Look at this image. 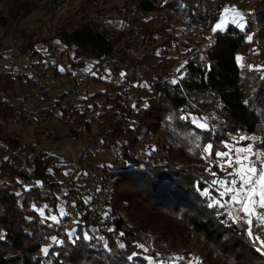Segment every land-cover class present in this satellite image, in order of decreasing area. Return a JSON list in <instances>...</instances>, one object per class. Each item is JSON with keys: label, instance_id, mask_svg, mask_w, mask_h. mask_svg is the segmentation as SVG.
<instances>
[{"label": "trees", "instance_id": "obj_1", "mask_svg": "<svg viewBox=\"0 0 264 264\" xmlns=\"http://www.w3.org/2000/svg\"><path fill=\"white\" fill-rule=\"evenodd\" d=\"M231 1L240 0H126L121 6L123 26L115 33L106 29L102 19L65 22L57 27L56 36L65 45L66 61L46 58L34 47V40L18 46L29 59H45L55 75L70 74L73 68L93 61L94 79L105 87L85 97L81 94L73 105L80 131L65 125L68 136L89 140L98 135L103 148L113 149L123 134L119 124L127 87L137 84L152 90L137 103L138 126L127 130L122 149L111 159L117 177L108 213L114 219L106 225L85 220L84 206L91 193L79 180L111 163L106 160L99 167L91 163L75 178L59 180L56 173L61 174L62 167L54 162L57 154L39 149V138L24 142L6 130V122L23 120L25 104L7 100L17 95L12 91L15 78L8 74L4 79L0 73V174L4 176L0 181V264H151L143 247L151 243L156 253L165 256L186 245V228V234L203 242L196 250L202 264H264V255L256 250L259 245L247 235V225L234 223L222 207L210 206L217 192L209 188L211 195H204L206 182L214 178L206 169L220 177L224 172L204 161L200 147L211 143V157H215L216 151L224 149L228 132L236 130L264 140V0H252L245 29L229 25L210 35L200 52L194 47L184 50L182 75L169 74L165 66L175 43L173 34L166 32L172 21L211 31ZM39 7L25 0L16 9L22 18ZM253 23L257 30L252 48L257 47L261 65L247 67L237 60L236 52L251 47L247 32ZM143 44H149L145 52H137ZM110 83L113 90L107 87ZM65 91L54 97L55 106L43 102L45 106L42 103L35 110L38 123H44L56 108L61 119ZM207 112L214 115L206 128L193 123L190 115ZM42 132L47 140L62 137L46 126ZM58 187L64 194L63 216ZM52 215L57 221L49 219ZM70 224L74 225L71 236ZM253 232L264 239V228L254 227ZM52 237L63 243H54Z\"/></svg>", "mask_w": 264, "mask_h": 264}, {"label": "rangeland", "instance_id": "obj_2", "mask_svg": "<svg viewBox=\"0 0 264 264\" xmlns=\"http://www.w3.org/2000/svg\"><path fill=\"white\" fill-rule=\"evenodd\" d=\"M23 1L25 0H0V16L3 18V21H0V44L2 45V48H0V73H4V77L2 76L4 79L8 77V74L13 75L15 78L12 91L14 90L17 95L9 96L7 100L14 104H20V102H24L25 104L23 120L19 122H6L5 128L13 134H16L17 137L24 139V142L39 138V149L46 150L47 152H51L52 150V152H56L55 154L59 152L58 159L54 161L62 167V173H56L58 179L75 178L83 170L79 158L85 141L75 136L67 135L68 128L61 121L57 108L54 110L53 115L44 123H38L35 110L41 106L43 102L47 104V99L51 98L53 100L62 90L67 89L74 83L80 86L81 93L84 97L91 94L96 89L104 88L105 84L94 79L96 72L92 69V60L87 61L86 65L83 67L73 68L70 74L55 75L48 66V71L38 74L40 70L38 63L43 61L47 65L45 59L38 58L37 56L29 59L27 54H21L18 50V46L22 45L24 41L34 40V47L41 51L46 58L48 57L51 60L61 58L63 61H66L64 51L65 45L60 42L56 36L57 27L65 22L75 21L83 17H91L102 19L106 29L109 32L115 33L123 26L122 15L124 9L121 6L126 0H33L40 7L31 10L22 18H19L21 12L16 8L17 5ZM42 5L46 6L41 7ZM252 5L253 2L251 6H249L251 10L253 8ZM166 32L173 34L175 37V43H173V47L170 51V57L165 61L167 72L173 75H182L184 63L186 61L183 56L184 50L194 47L200 52L206 40L211 37V31L206 32L200 28L189 26L181 20H174ZM255 32L256 30L248 31V33H250V35L248 34V38H252ZM250 44L251 47L246 49L247 56L243 58L242 62L247 67H252L256 63H259L260 66V56L257 55V47L255 46L254 49L252 48V46H254L252 39L250 40ZM148 45L143 44L141 47H137L136 51L143 53ZM58 66L62 68L63 65L59 63ZM177 69H179V71H177ZM18 74L22 76L18 77ZM35 85L37 86V90L33 91L32 86ZM133 86H136V84ZM133 86L132 88H134ZM107 87L111 90L115 88L111 83L108 84ZM150 92L151 91L147 93L142 92V97L146 94H150ZM33 115L36 120L35 124L30 123L29 120L26 119V116L29 117ZM213 115L212 112H207L203 113L201 116H190L191 119L197 121V123H206L208 126V124H210V118ZM45 126L50 129L52 133H59L62 137L56 141L47 140L42 132V128H45ZM228 136L229 138L223 141L224 149L221 151L228 150L225 147V142L228 144H235L236 141L240 140L241 136L252 137V134L250 132L236 130L228 132ZM145 140L149 141V136H147ZM250 142L251 141L248 140L240 141V143L235 146H244ZM87 144L88 146L90 145L89 147L91 149L87 156L93 166L99 167V163L102 164L101 162H103H99L100 160H107L108 163H112L111 151L110 149L103 148L104 146L101 145V138L98 135L89 137ZM207 144L200 145L204 161L207 162V164H216L218 162L216 156L205 158L206 154L203 152V149ZM143 149L146 150V147ZM97 158H100V160L98 161ZM229 171H231V169H229ZM2 179H4V176L0 174V181H2ZM56 192L60 199V201H58V207L63 209V204L61 206V203L64 202L63 191L58 187L56 188ZM215 198H220L218 193ZM224 199L226 200L227 197ZM71 207L73 208L75 205L72 203ZM223 209L228 213V208L225 207ZM260 211L264 213V209H260ZM69 213L73 218L75 217L72 210H70ZM239 215L243 216L242 213H239ZM67 230L69 233H72L74 225L70 224ZM187 230L189 229L186 228L184 234V242L186 245L171 249L169 254L165 256H160L158 252L156 253L151 243L146 247L144 246V254L150 263L158 264L159 261H163L164 264H189V262L193 261L195 258V260L199 261V264H202L201 257L196 250L202 246L203 242L193 234H186Z\"/></svg>", "mask_w": 264, "mask_h": 264}, {"label": "snow or ice", "instance_id": "obj_3", "mask_svg": "<svg viewBox=\"0 0 264 264\" xmlns=\"http://www.w3.org/2000/svg\"><path fill=\"white\" fill-rule=\"evenodd\" d=\"M223 12V18L215 25L213 31L223 29L229 22V16H231V21L239 28L245 29L246 21L242 12L234 8H225ZM251 39L249 37V40ZM176 82V80H173V83ZM193 123H197V121L193 120ZM197 126L200 128L207 127L206 123H197ZM245 140H250L251 142L244 146H235L240 141ZM258 144H264V140L256 136H241L240 140L236 141L235 144L225 142V147L228 150L216 151L215 153L218 158L216 166L225 175L220 177L211 168L206 169L214 179L206 182L208 188L203 191L204 195L210 196L209 188H212L219 194L220 198H213L214 203L210 206L226 207L229 209L228 216L234 223L242 222L246 224L248 237L253 244L259 245L256 250L264 255V239H261L259 235L253 232L254 227L264 228V213L260 211V209H264V147H258ZM203 152L206 154V159L210 157L213 152V145L211 143L207 144ZM225 197H227L226 200L224 199ZM44 207H47V205ZM38 211H40L42 216L44 215L43 208L38 209ZM239 213H242L243 216L239 215ZM59 214L61 216L65 215L63 209L60 210ZM49 219L57 221L55 215L50 216ZM71 235L72 233H69V236ZM52 240L57 244L63 243L56 237H52ZM140 247L143 246L141 245ZM42 250L47 255L48 248ZM158 264H164V262L159 261ZM189 264H199V261L194 258Z\"/></svg>", "mask_w": 264, "mask_h": 264}, {"label": "built area", "instance_id": "obj_4", "mask_svg": "<svg viewBox=\"0 0 264 264\" xmlns=\"http://www.w3.org/2000/svg\"><path fill=\"white\" fill-rule=\"evenodd\" d=\"M241 2L246 7L244 11L245 20L247 21L249 18L250 10L247 9L251 6L252 0H241ZM257 30V25L255 23L250 27V31ZM40 68L38 74L41 72L48 71L47 65L45 62L38 63ZM206 66L209 67V62H206ZM135 84H131L127 87L126 95L124 98V115L120 118V128L123 130V134L120 136L118 140V144L111 149V159L115 156V154L119 153L122 149L125 142V134L128 129L135 128L139 124V120L136 118V109L137 103L143 98L142 92L147 93L152 89L148 86H140ZM132 86L134 88H132ZM32 90L36 91L37 86H32ZM81 88L78 84L74 83L69 86L65 93L63 94L60 105L64 107V111L61 113V121L68 125L70 128L80 131L81 126L77 125L75 122V114L73 105L77 103L79 97L81 96ZM53 98V97H52ZM57 103L56 99L51 98L47 99V105L55 106ZM91 114L95 116L97 114L96 110L91 111ZM26 119L29 120L30 123L35 124V116H26ZM24 141V139H22ZM80 165L83 170H87L91 162L86 155L85 149L83 150L82 155L79 158ZM117 166L116 164L111 163V165H107L105 169H94L92 172L87 174L86 178H82L79 180V184L90 191L91 197L85 203L84 206V215L86 221H94L98 220L106 225H110L113 222L114 216L108 213V206L112 200V194L114 191V180L117 177L116 174Z\"/></svg>", "mask_w": 264, "mask_h": 264}, {"label": "crops", "instance_id": "obj_5", "mask_svg": "<svg viewBox=\"0 0 264 264\" xmlns=\"http://www.w3.org/2000/svg\"><path fill=\"white\" fill-rule=\"evenodd\" d=\"M225 8H234V9H236V10H238V11H240V12H242L243 14H244V11H245V9H246V7L244 6V4L241 2V1H231V2H227L225 5H224V7H223V9H222V11H221V13H220V16H219V18H218V20L214 23V25H213V27H212V29H211V35L212 34H214L215 32H217V31H223V30H225L229 25H236L235 23H233L232 21H231V16H229V22H228V24L223 28V29H221V30H216V31H213V28L215 27V25L217 24V23H219L220 22V20L223 18V16H224V12H223V10L225 9ZM247 9H249V7L247 8ZM250 10V9H249ZM246 21V20H245ZM250 31V30H249ZM250 35V33H248L247 32V35ZM247 56V50L246 49H244V48H238V50H237V52H236V58H237V60L239 61V62H241V63H243L242 62V60H243V58L244 57H246ZM253 65V64H252ZM254 66H259V63H256L255 65H253L252 67H254ZM83 141V140H82ZM85 141V143H84V145L82 146V151L85 149V151H86V155H88V152L91 150L90 149V145L88 146V144H87V142L89 141L88 139L87 140H84ZM88 147V148H87ZM43 150V149H42ZM46 151V150H45ZM81 151V152H82ZM49 152V151H48ZM51 153H56V152H52V150H51ZM58 153L59 152H57V155H58ZM59 156V155H58ZM88 157V156H87ZM98 159V161L100 160V158H97ZM101 161H103V162H105L106 160H100L99 162H101ZM102 163V162H101ZM99 165H101L100 163H99Z\"/></svg>", "mask_w": 264, "mask_h": 264}]
</instances>
